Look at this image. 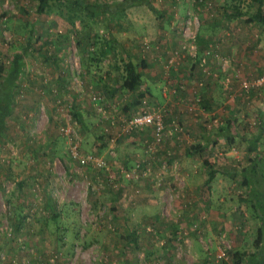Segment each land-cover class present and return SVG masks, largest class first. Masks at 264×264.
<instances>
[{
  "label": "rangeland",
  "instance_id": "1",
  "mask_svg": "<svg viewBox=\"0 0 264 264\" xmlns=\"http://www.w3.org/2000/svg\"><path fill=\"white\" fill-rule=\"evenodd\" d=\"M122 1L83 0L111 10ZM148 1L153 8L130 7L114 20L91 18L67 0H50L43 13H37L39 0H0V95L11 58L25 55L0 131V264H234L235 251L255 254L245 264L260 255L264 264V203L254 209L240 200L249 195L243 183L254 157L248 140L264 131L255 119L264 113V87L251 93L239 86L240 79L264 73V42L248 55L241 18L225 29L241 37L230 40L229 57L222 55V76L207 71L204 77L191 59L190 76V65L169 71L168 57L193 35L204 33L207 45L220 50L227 44L224 33L217 39L213 34L224 27L210 24L224 0H207L208 7L200 0ZM241 1L244 11L254 10L249 0ZM169 42L177 44L171 52ZM128 56L146 62L140 91L157 94L149 95L146 106L136 102V93L118 88ZM168 81L185 91L182 110L160 111L166 127L181 121L182 132L167 134L150 149V131L125 134L120 121L168 105ZM90 90L98 93L104 114L94 108ZM173 115L178 117L168 120ZM108 116L116 123L111 127ZM73 145L107 165L81 166L70 156ZM194 145L202 151L186 155ZM258 150L264 151V134ZM137 166L149 172L135 171Z\"/></svg>",
  "mask_w": 264,
  "mask_h": 264
},
{
  "label": "trees",
  "instance_id": "2",
  "mask_svg": "<svg viewBox=\"0 0 264 264\" xmlns=\"http://www.w3.org/2000/svg\"><path fill=\"white\" fill-rule=\"evenodd\" d=\"M49 1L50 0H39L38 6H37V13H43L48 9L49 7ZM68 3L76 5L80 7L81 9H84L87 11L89 14V17H97L100 15H103L108 18L118 20L120 15L118 16L120 11H123L127 8L138 6V5H143V4H148L151 8H153L150 5V2L148 0H123L122 3L119 4V7L117 10H111V7H109L106 3H85L83 0H67ZM207 0H200L202 5H205L204 2ZM209 2V1H208ZM241 0H229L227 7L224 5L220 9V13L216 20H218L217 26L221 25V23H226L229 22L232 19H241L244 18L245 22H251V23H256L259 24L262 28H264V0H249L248 1V6L254 7L253 11H244L242 6H241ZM118 12V13H117ZM117 13V14H116ZM213 19L210 24L211 27H214L213 22L215 21ZM69 20L71 23H73V18L72 16H69ZM209 39H204L202 35H197L196 36V44L198 46V55L196 59H199V56L203 54V50L209 48L210 45H207L209 42ZM206 45V46H204ZM219 53L217 49H215ZM220 54V53H219ZM24 53H15L14 56L11 58V63H12V68L11 71L9 72L8 76L6 77V89L2 92L0 95V131L4 128L5 124V117L7 113L9 112L12 102H13V89L16 86V80L18 77L22 74L24 70V63L22 62L24 58ZM51 58H54V54L51 55ZM46 57V58H48ZM210 58H208L207 61H209ZM123 69L122 72L120 73V78H119V87L123 91H128L131 93H136L137 95V103L141 104V101L143 98H149V95L145 93V91H140L142 87V70L145 69L146 67V62L145 60L141 59L138 62L133 61L129 56L127 61L123 63ZM264 86L258 87V88H252L251 93L260 91ZM91 92V90H90ZM89 92V93H90ZM147 92V91H146ZM149 101V100H148ZM74 118L78 120V122L82 123L81 118L82 115L77 112L73 111L72 112ZM232 119L228 118L225 123V127L223 129H227L229 127V124ZM261 125H264V123H261ZM263 128V127H262ZM231 138V137H230ZM258 144H259V137L252 138L251 140H248V151L254 153V157L250 159L249 161V166L247 172L243 175V180L244 184L247 185L249 189V195L246 198H240V200L244 203L250 202L252 207L254 209H257L258 207L261 206L262 203H264V156L260 153L258 150ZM193 149H186V155H192L193 153L197 151H202L201 145H194L192 147ZM215 171L214 170H209V178L205 181L206 183H209L210 180L213 178ZM260 173L261 176L258 181H253L251 176H254L255 174ZM262 218V217H261ZM132 239L135 242L136 240V233L131 232ZM255 254H248L246 251H235L231 258L234 262V264H245V261L251 260L252 257ZM256 257V259H255ZM254 257V262L255 264H259V262L262 260L261 255L260 256H255ZM259 259V260H258ZM258 260V261H257ZM253 261V260H252Z\"/></svg>",
  "mask_w": 264,
  "mask_h": 264
},
{
  "label": "built area",
  "instance_id": "3",
  "mask_svg": "<svg viewBox=\"0 0 264 264\" xmlns=\"http://www.w3.org/2000/svg\"><path fill=\"white\" fill-rule=\"evenodd\" d=\"M202 1V0H201ZM206 3V4H205ZM204 6H209L210 2L206 1L204 2ZM196 40V35H193L189 41L185 44H183L181 47H178V49L173 53L175 55L169 56L167 61H166V66H173L174 64L178 63L179 58L183 55V52L188 51L194 59L197 58V53H198V46L195 42ZM210 57H215V58H220L219 53L215 51V48L210 45L209 48L203 50V54L199 57L198 60H200V65H204L208 58ZM223 61L226 62L227 59L223 58ZM239 86L242 90L245 92H249L252 88H258L261 86H264V73L258 77H255L254 79H247L243 78L240 79ZM90 100L94 106V108L101 114H104V108L102 105L99 104L100 97L98 93L91 92L89 94ZM59 100V99H58ZM148 103L147 98H143L141 101V105L146 106ZM107 119V125L108 126H113L115 123L114 117H105ZM255 119L258 124H261L264 122V113L261 115H256ZM216 120V119H215ZM214 120V121H215ZM117 122V121H116ZM121 127L120 130L122 133H133L137 131H150L151 132V138H150V143L148 147L152 149V146H157L162 142L164 137L169 134V135H179L182 131V127L179 123L173 122L171 126L168 128L165 126L164 119H163V114L162 112L158 109L157 110H142L141 112L135 113L128 115L127 117H124L121 119ZM60 131L64 136H69L70 135V129L68 127H61ZM153 147V148H154ZM70 156L71 158L75 159L81 166L85 165H96L98 167H105L107 165V162L105 161L104 158L95 155V154H81L79 152V149L77 145H73L70 147ZM135 171H140L142 174H147L149 172L148 167H138ZM127 176H134V171L127 173ZM101 184L100 182H98ZM226 256L225 251H220L218 254V257L224 258Z\"/></svg>",
  "mask_w": 264,
  "mask_h": 264
},
{
  "label": "crops",
  "instance_id": "4",
  "mask_svg": "<svg viewBox=\"0 0 264 264\" xmlns=\"http://www.w3.org/2000/svg\"><path fill=\"white\" fill-rule=\"evenodd\" d=\"M228 1L229 0H224L223 1L224 2L223 5L225 7H227ZM236 20H238V19H232L229 22L221 23L220 26L219 25L217 26V24H218L217 21L218 20L215 19V21L213 22L214 27H224L220 31H217L216 30V31L213 32V34L215 35V39L219 38V35H221V33H224L222 39H225L226 42H227V44H226L223 41L224 43H222L221 50H220V48H218V45L217 44H213L214 47L219 50V53H220L219 56H220V58L210 57L209 61H207L204 65H200V63H199L200 60L194 59L193 57H190V56L182 57L183 56L182 55L181 56L182 58L181 57L179 58L178 63L174 64L173 66H168V70L169 71H172V72H173L172 69H177L179 71L180 70L186 71V70H184V68L185 67H188L190 65L187 60L191 59V61L193 63H195L196 65L199 66V69H198V72L199 73L201 72L200 70L202 69V72H203L202 74H204V77H209L207 75V71L212 72L214 74V76H217V75L222 76L224 74V72L221 71L222 70L221 67L223 68V64H222V61H221L222 60L221 59L222 58V55L223 56H226V57H229L231 55V45H229L230 44V40L232 38L235 39L234 36L241 37V35L234 33L232 31V28H230L229 30H226L225 31V29H227L230 26H232ZM207 25H208L207 23L205 25L202 24V31H204L205 26H207ZM243 31L245 32L244 36L247 39L246 42L249 44V46H248V51H249L248 55L250 57H253L255 55V52H258L259 51V48L260 47H263V44H260V42H264V37H262V36H264V28H262L259 24H256V23L245 22V24H244V30ZM203 35H204V33H202V36ZM175 36H176L175 34H172V38L173 39H174ZM225 36H226V38H224ZM175 39H176V37H175ZM169 43H168V50H169V52H171L172 51V47H173L172 45L175 46L176 43L175 44L172 43V42L170 44ZM146 56H147V58H150L151 60H153V58H155L152 55H146ZM251 59H253V58H251ZM214 61H217L219 64H212ZM251 63H253V62L251 61L250 64ZM155 65L158 67V64L157 63H155ZM228 67L226 68V70H228ZM187 70H189V71L188 72L186 71V73H188V76H190L192 74L191 65H190V67H188ZM255 70H258V69H255ZM188 80H192V79L188 78ZM169 83H170V81H168V105L167 104L166 105L161 104L160 105L161 109H159V110H161L163 112L164 115L166 114L165 112L167 110H168V112L169 111H173V113H176L177 110H182L181 109L182 108L181 106H182L183 101H184L183 100L184 97H181V96H183L185 94V91H182V92L179 93V89H178L179 87H181V85H177L175 83H173V85H171ZM174 88L177 89V90H175ZM150 89L148 90L149 95L151 97H153V98L156 99V96H157L156 90H153L152 88H150ZM204 90L203 91L201 90V94L204 92ZM164 94H166V93H164ZM181 94H183V95H181ZM189 94H190V92H189ZM170 97L173 98V99L170 100L169 99ZM179 112L180 111H178L177 114H179ZM172 117H178V116L177 115H173L171 117L168 116V120H170V119L173 120ZM263 134H264V131H260V133H258V135H256V137H259V138L260 137H263ZM200 135H201V133L200 134H196V136H200ZM262 156H264V151L262 152ZM249 164L250 163H248V166H249ZM263 165H264V162H263Z\"/></svg>",
  "mask_w": 264,
  "mask_h": 264
}]
</instances>
